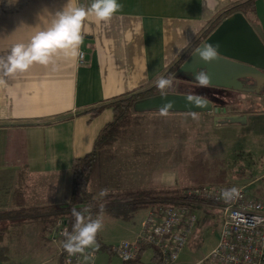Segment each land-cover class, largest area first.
I'll list each match as a JSON object with an SVG mask.
<instances>
[{
	"label": "crops",
	"instance_id": "crops-1",
	"mask_svg": "<svg viewBox=\"0 0 264 264\" xmlns=\"http://www.w3.org/2000/svg\"><path fill=\"white\" fill-rule=\"evenodd\" d=\"M241 1L118 0L121 9L109 21L100 22L94 14L83 21V63L61 53L48 65L33 64L25 72L5 75L0 70V212H19L0 226L36 219L25 210L67 204L75 160L92 150L113 119L110 109L93 119L84 112L155 85L212 19ZM91 3L0 0V59L6 60L16 44L27 46L36 33L49 29L66 4L87 9ZM244 16L264 35V0ZM236 81L240 88L222 94L226 107L238 109L225 114L241 117L240 123L229 124L264 135V85L248 84L246 78ZM54 248L53 257L62 264L59 245ZM90 249L96 255L85 257L84 264H94L97 252Z\"/></svg>",
	"mask_w": 264,
	"mask_h": 264
},
{
	"label": "rangeland",
	"instance_id": "rangeland-1",
	"mask_svg": "<svg viewBox=\"0 0 264 264\" xmlns=\"http://www.w3.org/2000/svg\"><path fill=\"white\" fill-rule=\"evenodd\" d=\"M188 74L184 77L191 81ZM173 78L172 86L162 94L183 92L181 80L176 83ZM139 116V126L110 147L94 170L90 190L95 199L107 202L133 188L236 186L245 187L250 197L264 203V135L238 124H215L212 113L146 112ZM102 191L106 192L103 196ZM148 212L142 207L125 218L101 213L98 219L103 227L96 238L112 248L133 243L144 229ZM195 215L197 222L177 264H217L205 260L219 242L221 212L205 206L197 207ZM52 239L53 231L43 218L21 226H0V264H58ZM92 248L97 252L94 264H124L96 240ZM153 254L148 248L132 264H148Z\"/></svg>",
	"mask_w": 264,
	"mask_h": 264
},
{
	"label": "trees",
	"instance_id": "trees-1",
	"mask_svg": "<svg viewBox=\"0 0 264 264\" xmlns=\"http://www.w3.org/2000/svg\"><path fill=\"white\" fill-rule=\"evenodd\" d=\"M256 1L257 0H243L229 6L219 13L207 24L200 35L191 42L185 51L169 66L160 78L172 80L174 77V82H176L177 79L181 80L179 84H182L181 87L184 86L183 94H191L210 99L213 98L214 91L212 89L201 87L195 79H191V81L186 79L184 73H180L179 69L195 52L200 44L203 43L204 40L207 39L225 19L235 13H243L244 15L254 13ZM160 94H162V90L155 84L143 91L121 95L104 104L97 105L85 111L84 113L89 114L93 119L99 116L104 110L110 109L113 112V119L100 131L92 150L85 156L75 160L73 167L72 192L68 199V203L59 206L25 210V213H29L27 217L43 218V220L49 222L52 231L54 228L60 227L61 225L60 228L62 232L60 239L61 242H65L67 235L72 233L73 225L76 222L75 217L72 215L73 209H76V211L81 213L84 222L98 219V216L104 212L110 213V215L117 218H125L129 216L127 214L130 213L131 216L133 212L142 207H147L148 211L153 210L159 212L168 207L188 206L193 212H195L197 208L196 205H193V200H195V198L187 196V193L188 191H194L205 187L181 189L170 188L160 191L133 188L119 192L118 195L111 197L107 202L95 199L90 190L92 175L105 152L110 147L117 145L123 137H126L135 127L139 126V113L143 112H137L135 110V104L143 99ZM17 213L19 212H0V221L15 219L14 215ZM95 240L99 243L100 248L113 253L112 246L104 245L97 238ZM143 251H141L140 254ZM61 260L63 262V257H61ZM137 260L138 258L135 261ZM158 260V252L154 250V257L149 264L157 262ZM135 261L124 264H132Z\"/></svg>",
	"mask_w": 264,
	"mask_h": 264
},
{
	"label": "built area",
	"instance_id": "built-area-1",
	"mask_svg": "<svg viewBox=\"0 0 264 264\" xmlns=\"http://www.w3.org/2000/svg\"><path fill=\"white\" fill-rule=\"evenodd\" d=\"M83 53V52H82ZM85 54L79 57L83 63ZM236 188L239 196L225 200L223 192ZM195 198L193 205L212 207L221 212L220 239L205 261L217 264H264V203L250 197L245 187L221 186L188 191ZM197 222L190 207H168L149 211L143 231L135 242H123L112 251L123 262L135 261L140 252L151 248L158 252L159 260L152 264H176L187 246ZM61 227V225H60ZM53 230L52 241L60 247L62 264H83L85 257H95L90 248L83 253L69 255L61 242V228Z\"/></svg>",
	"mask_w": 264,
	"mask_h": 264
},
{
	"label": "water",
	"instance_id": "water-1",
	"mask_svg": "<svg viewBox=\"0 0 264 264\" xmlns=\"http://www.w3.org/2000/svg\"><path fill=\"white\" fill-rule=\"evenodd\" d=\"M209 44L217 47V56L205 63L200 59L199 50ZM179 72L194 75L206 73L210 79L207 88L221 98L225 91L242 86L236 79L246 78L248 84L259 81L264 85V35L249 23L243 13H235L200 44ZM221 101L218 96L210 99L183 93L160 94L137 102L135 110L143 113L162 112L166 105L171 104L166 112L212 113L215 124L218 121L223 124L240 123V115H224Z\"/></svg>",
	"mask_w": 264,
	"mask_h": 264
},
{
	"label": "clouds",
	"instance_id": "clouds-1",
	"mask_svg": "<svg viewBox=\"0 0 264 264\" xmlns=\"http://www.w3.org/2000/svg\"><path fill=\"white\" fill-rule=\"evenodd\" d=\"M120 9L121 5L118 0H92L87 9L80 6L71 7L66 4L61 11L54 14L55 20L49 29L36 33L27 46L22 43L16 44L6 60L0 59V70L5 75H11L17 71L25 72L33 64L48 65L54 56L61 53L65 57H82L83 53L80 51L83 43L81 30L85 18L89 14H94L98 21L107 22ZM199 56L203 62L209 63L216 58L217 47L209 44L199 50ZM195 80L201 87H207L210 83L209 77L203 72L197 74ZM156 86L161 90L170 88L172 80L160 78L156 82ZM169 107L171 104L166 105L162 109V113H166ZM105 194V191L100 193L101 196ZM223 196L225 200H231L239 196V191L232 188L224 191ZM72 215L76 222L73 225L72 233L67 235L63 244L64 250L69 255L83 253L86 249L94 246L96 234L103 227L100 219L84 222L81 213L76 209L72 210Z\"/></svg>",
	"mask_w": 264,
	"mask_h": 264
},
{
	"label": "flooded vegetation",
	"instance_id": "flooded-vegetation-1",
	"mask_svg": "<svg viewBox=\"0 0 264 264\" xmlns=\"http://www.w3.org/2000/svg\"><path fill=\"white\" fill-rule=\"evenodd\" d=\"M199 73H200V72H198L197 74H199ZM197 74L194 75V74H192V73H189L188 75L191 76L193 79H195V77H196ZM225 92H226V91H225ZM225 92H224V93H225ZM217 96L222 100V101L220 102V103L222 104L221 106L224 105V106L222 107V109L225 110V113H226V111L228 112L229 109H230V107H226V103H224V102H226V101H224L223 98L220 97V95L214 93L212 97L214 98V97H217ZM198 114L202 115V114H204V113H202V114H201V113H198ZM212 115H214V114H212ZM224 115H227V114H224Z\"/></svg>",
	"mask_w": 264,
	"mask_h": 264
}]
</instances>
